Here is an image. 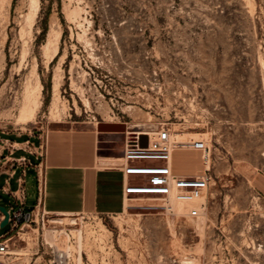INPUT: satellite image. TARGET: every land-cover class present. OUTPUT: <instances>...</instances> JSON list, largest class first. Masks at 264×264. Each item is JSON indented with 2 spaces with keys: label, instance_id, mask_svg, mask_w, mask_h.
Segmentation results:
<instances>
[{
  "label": "rangeland",
  "instance_id": "374dc122",
  "mask_svg": "<svg viewBox=\"0 0 264 264\" xmlns=\"http://www.w3.org/2000/svg\"><path fill=\"white\" fill-rule=\"evenodd\" d=\"M37 1L38 10L31 0H0V136L68 124H124L130 134L165 125L212 151L202 219L130 208L157 203L145 200L111 217L50 216L83 228L84 264H264V194L255 183L264 177V0ZM52 26L61 38L50 63ZM56 77L59 119L51 114ZM37 81L40 109L25 124L24 96ZM127 132L111 134L122 144ZM203 169L200 152L175 153V174ZM26 189L31 209L38 196L31 177ZM77 245L68 228L46 221L14 233L0 262L47 264L57 248L76 264Z\"/></svg>",
  "mask_w": 264,
  "mask_h": 264
},
{
  "label": "crops",
  "instance_id": "0c3cea01",
  "mask_svg": "<svg viewBox=\"0 0 264 264\" xmlns=\"http://www.w3.org/2000/svg\"><path fill=\"white\" fill-rule=\"evenodd\" d=\"M101 141L108 146L100 149ZM117 143L116 135H102L91 123L57 126L43 133L0 136V204L16 203L13 195L19 189V181L25 176V187L30 177L37 183L40 170L45 178L43 206L51 215L123 214L128 205L124 187L129 177L121 162H117L125 145ZM44 144L46 155L40 164L36 153ZM18 171L21 172L14 185ZM255 183L264 194V177L256 178ZM26 206L28 209L27 189ZM3 219L0 211V224Z\"/></svg>",
  "mask_w": 264,
  "mask_h": 264
},
{
  "label": "built area",
  "instance_id": "2783aa9c",
  "mask_svg": "<svg viewBox=\"0 0 264 264\" xmlns=\"http://www.w3.org/2000/svg\"><path fill=\"white\" fill-rule=\"evenodd\" d=\"M175 132L174 129L165 125L148 135L127 132L120 164L125 176L130 178L124 187V198L127 203L135 200L157 202L156 204L130 206V208L157 210L159 214L170 217L202 219L207 214V204L202 199L208 198L213 181L210 171L212 151L207 141L203 139L178 142L174 138ZM143 136L147 137L146 146H144ZM182 150L201 153L204 165L201 175L187 176L174 173L175 153ZM36 155L41 164L46 155L45 144L39 147ZM145 161L150 163L144 164ZM132 176H146L147 178L137 183H131ZM24 178L25 176L19 181V189L13 195L16 200V208L10 206L9 225L11 230L0 237V255L9 254V241L14 233L20 235L25 227H30L33 224L42 223L44 227L45 222L52 219L50 216H54L48 213L43 206L45 178L43 179L41 171L37 172L38 201L31 209H27L26 206ZM181 204L188 205V207L179 211L177 206ZM56 232L58 233L57 230ZM72 261L70 250L53 248L52 257L47 264H72Z\"/></svg>",
  "mask_w": 264,
  "mask_h": 264
},
{
  "label": "bare ground",
  "instance_id": "6f19581e",
  "mask_svg": "<svg viewBox=\"0 0 264 264\" xmlns=\"http://www.w3.org/2000/svg\"><path fill=\"white\" fill-rule=\"evenodd\" d=\"M6 1V0H5ZM30 1V0H29ZM11 4V3H10ZM31 8L33 9H37L38 8V1L37 0H31V4H30ZM30 9V7H29ZM32 9H30L31 11ZM38 10V9H37ZM36 10V11H37ZM32 14V13H30ZM32 17V16H31ZM61 38V34L56 30V28L54 26H52L50 32H49V36H48V42L46 43V45L44 46L45 50L47 53H51L50 54V58H49V62L51 63V61L56 57V55L58 54V50H59V41ZM37 66V65H36ZM37 69V68H36ZM59 69V67H58ZM36 72V71H35ZM34 72H31V74ZM57 74V73H56ZM59 76V74H57ZM31 76V75H30ZM57 76V77H58ZM29 77V76H28ZM32 77V76H31ZM56 77V78H57ZM38 78V77H37ZM34 80V78H32ZM31 79V80H32ZM30 80V79H29ZM36 80V79H35ZM60 80L59 78H57L55 81V86H54V99L52 102V117L53 119H59L60 118V109H59V98H58V92H59V86H60ZM34 82V81H33ZM34 84V83H33ZM41 84L40 82L37 81V85L35 87L29 86L28 84V88L26 90L25 96H24V101H23V106L21 109V113H20V121H22L23 123H30L32 121H34V119L36 118L37 112L40 109V101H39V96L41 94ZM26 88V86H25ZM61 108V107H60ZM185 120V119H184ZM55 122V121H54ZM137 133H141L144 135H148L150 133V131L145 130V131H136ZM135 132V133H136ZM200 134L196 133L195 136H199ZM187 134L185 132L182 131H176L174 138L178 141V142H186L189 141L191 139H187L186 138ZM202 137V136H201ZM204 137V135H203ZM204 140V139H203ZM122 159L121 158H117V162H121ZM210 171H211V166H210ZM203 202L207 201V197H204L202 199ZM128 207V206H127ZM188 206L186 205H178V209L179 211L185 210ZM67 217V216H66ZM82 222V221H81ZM49 223L51 225H63L66 228H68L70 230L71 233L76 235V239L78 240V245L76 247V251H77V262L76 264H84L83 262V250H84V242H83V228L78 229L76 228V226L78 225L77 221L75 219H70V218H52L49 220ZM80 226V225H79ZM56 229V228H55ZM54 229V231H55ZM85 231V230H84ZM64 232V231H62ZM61 232V234H62ZM52 245H55V243L53 241H49ZM18 252V251H17ZM27 251H25L26 254ZM10 253V252H9ZM194 260V259H193ZM192 260V261H193ZM191 261V260H190ZM189 263H193V262H189ZM0 264H8V263H2L0 262Z\"/></svg>",
  "mask_w": 264,
  "mask_h": 264
},
{
  "label": "water",
  "instance_id": "95a60500",
  "mask_svg": "<svg viewBox=\"0 0 264 264\" xmlns=\"http://www.w3.org/2000/svg\"><path fill=\"white\" fill-rule=\"evenodd\" d=\"M98 131L102 135H107V134L116 133V132H121V133L127 132L124 124H104V123H101L98 125ZM143 138H144V146H146L147 137L143 136ZM108 144L109 143H107L106 141H101L99 148L100 149L105 148L106 146H108ZM0 211L4 216V219L0 224V228H3L9 224L10 214H9V211L5 207H0Z\"/></svg>",
  "mask_w": 264,
  "mask_h": 264
}]
</instances>
